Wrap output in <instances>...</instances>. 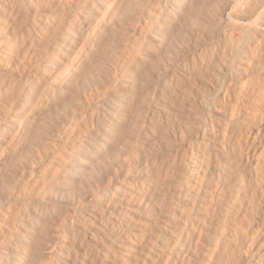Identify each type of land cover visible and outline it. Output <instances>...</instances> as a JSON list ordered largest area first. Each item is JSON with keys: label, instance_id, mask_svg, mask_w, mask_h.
<instances>
[{"label": "rangeland", "instance_id": "obj_1", "mask_svg": "<svg viewBox=\"0 0 264 264\" xmlns=\"http://www.w3.org/2000/svg\"><path fill=\"white\" fill-rule=\"evenodd\" d=\"M236 1L238 2L240 0H232L230 2V4L231 5L233 4L232 6H233L234 11L240 12L241 18L238 21H236V20L233 21V20H230L228 18H222L221 19L220 18L221 16L218 18L219 11L223 7V2L219 3V4H221V6L218 5V8H220V10H218V9L215 10L216 8L215 9L213 8V11H211L212 9L208 8L207 6H208V4L209 5L213 4L212 3L213 0H201L200 2L201 3L205 2L206 8H208L210 10L207 11L205 6H203L204 7L203 9H205L206 11L204 10L203 14L200 16H198V15L192 16L193 18H190L192 22L190 21V19L186 21V23L188 25L186 23L179 24L180 21L177 22V19L170 20L169 18H166V17L163 18L161 15V18L163 19V20L161 19V21L162 22L164 21V22H163V24L158 23L156 25L155 30L153 29L154 32L148 33V35L146 32L141 33L142 35L139 34V39H138V37L132 38L131 43H133V44H131V48H132L131 50L133 52H135V54L136 53L140 54L141 52L143 53L145 50L147 52L149 51L148 54H155V53L159 54L160 53V55H161L162 53H164L166 56H168V58H166V60L171 58V56L172 57L174 56V58L178 57L176 59L173 58V61L170 60L171 63L168 62L169 60L164 61V63H165L164 65H167L166 63H168L169 67L165 66L166 67L165 68L166 73H164V76L161 78V80L158 83L159 87L162 85L160 87V90L157 87L159 94H161V93L163 94V95L161 94L162 97L159 98V99H161L160 102L162 103V100H163L164 101L163 104H166V103H168V104H166V105L162 104V106L160 104V107H159L158 106L159 105L158 103H160L159 99H157L158 103L156 102V99H155L158 96L153 97L152 101H154L157 106L154 105V102H151L152 103L151 108L149 110V114L147 117V124H149V125L148 126L146 125L145 126L146 128H144L145 130L143 129L141 131V133L139 135L140 138H138V141H140L141 143L140 142L138 143V141H137L136 146H135V150H137V152L134 150L132 157H131L133 159L129 160V162L131 161V163L134 162L133 160H135L136 161V162H134L135 165L130 164L128 162L126 164V166L132 165L133 167L129 166L132 170L129 167H126L124 169V173L125 172L127 173V171L130 172L131 174L133 173L131 176H134V178L137 177V176H135L137 174V171H138V174L142 173V176L144 174H146L144 176H146L148 178V180L151 178L150 175L152 176V178L149 180V182L151 183V184L149 183L150 184L149 186L151 188L150 187L148 188L150 193L148 192L149 195H147V197L149 196V198L146 199V201H145V202H150L151 206L148 207V211L145 212V216H146V218L154 219L156 221V223L159 225H161L160 223L163 222L164 213L166 211V209L164 207L168 206L167 202H170L168 200H172L174 198V196L177 193V190L179 188L178 185H180L181 180L178 177L182 176L181 174H183V172L185 171L184 168H187L186 167L187 162L189 161L190 157H192L191 155L193 154V149H192V147L194 146V144L192 143L193 137L190 135L191 132L188 131L189 129H187L188 124L187 125L181 124L183 126H180L179 128H177L176 122H175L177 120L176 118H178V115L182 111H184V110H182L183 108L184 109L188 108V105L191 103V101H192V104H194L195 102L199 103L198 100H200V99L202 100V97L206 91L205 88L211 82L210 77L212 76V79H213L215 77V75L218 73V69H220V66H221L219 64L223 62L222 59L227 53V48H229V41H231L232 38H236V37L241 38L243 36V39L240 43L242 45L241 48L243 47L241 50H243V51H240V54L235 59L233 65L231 67V72H230L231 74L229 75V78H232V75H233V77H235V79H237L239 76L241 78L248 76L249 74H251L253 71L256 70V68H254L255 66L258 67L264 61L263 60L264 57L262 58V56H264V18H263L264 17V3L262 4V7L259 10H255V8H252L255 5V3L260 2V1L264 2V1L259 0V1L254 3L253 1H255V0H246V1L241 0V2H239V4ZM120 2H122V6L125 5V0H11V1L0 0V82L2 81V78L4 75L9 76V78H11L13 80V83L15 82L14 83L15 85L12 83L13 87L11 86V84L9 85V87L7 86L8 87L7 89L9 92V96H8L9 98L8 97L7 98H5V97L0 98V173H1L0 174V199H1V201H0V205H1L0 215L1 216L4 215V212H6V210H7V213L10 216V217L8 216V219L10 220L9 224L7 225V231L8 232L7 231L1 232V230H0V242H1L0 243V261H1L0 264H2V263L8 264L9 260H11L15 257V252H14L15 249L18 248V246L20 244H21V246L24 244V241H23L24 240V238H23L24 234L22 231H24L23 229H26V227H27V229H26L27 231L30 230L29 235L31 236V238L29 237L28 240H26V239L25 240L30 244L29 245L30 248H32V247L37 248L38 247V249H41L40 251L42 253V254L41 253L39 254L41 256L37 257L38 261H36L35 264H44V262L46 260V256L50 255L49 254L50 252L51 253L53 252V254L50 255L51 257L53 255H55V257H56L55 258L53 256L54 258H52L53 264H64V263L65 264H80L81 262H82L81 264H87L86 262L83 261L85 259V255L83 252L84 249H83V243L81 242V238L73 235L74 229L71 226L68 227L69 225H67V226H65L66 228L64 227V230H67L68 232L66 231L65 232L66 234H64V237L61 238L62 241L65 240L62 243L61 240H59L60 239V228L58 225H57L58 227L56 226L58 221L56 220L57 223H55V225L51 224L50 229L53 227L52 228L53 231L51 229V232H48V235L50 236V234H51L52 237L48 236L50 238V239L48 238V240L52 244L49 241L48 242H49V245L51 244L54 247V246L59 244V242H58V240H59L61 243L57 246L58 252L56 251L55 247L52 249L51 248L52 246L48 245L50 247V249H49V247L46 246V244H48V242L44 238L45 233L41 232L42 230H40L41 234L38 233L40 226H41L40 220H39L37 226L32 224V228H30V229H28V228H29L32 220L38 219L40 205H45L50 209V212L52 211L51 212V219L49 222H52V220H54L55 217H56V219H58V217L60 216L59 213H61L60 212L61 211L60 210L61 204L59 203V200H60L59 195L65 188L70 187V184L74 185L73 178L75 177L76 164L80 160L83 162H86L87 158L89 157L88 153H90V151H89L90 150V140H88L89 136L86 137V135H88V133H89L88 130H90V128H91V123H89L91 121L89 119H91V118L89 116L90 115V108L88 105V100L86 98L87 93H86V91L85 92L80 91V93L77 91L80 94V96H79V94L77 95V94H73V93L76 92L75 91L76 87L81 86V81H80L81 78L80 77L83 76V71H85L84 69L91 67V66H94L97 62H99L101 60V57H102L101 55H103L102 53H104L105 50L109 47L108 44L111 43L110 39L112 36V31H114V30H112L113 28H109L110 26L106 25V21L108 20L109 15L112 13V11L115 10L116 6H118V4L120 6ZM245 2L248 5L244 4ZM11 3H13V4H11ZM159 6L163 9L162 4H160ZM242 8H245V9L241 10ZM207 12H208V15H207ZM247 12H248L249 16L247 15ZM161 13L163 14V12H161ZM209 13L212 15V17L209 16L210 15ZM203 15H204V17H203ZM253 16H255V17H253ZM194 17H196L198 19V21L196 19H194ZM201 17H202V20H201ZM205 17H207V18H205ZM213 17H215L216 19ZM182 18L183 17H181V19ZM210 18L213 20H211ZM219 22H221V23H219ZM177 23H178V25H180V28L177 25ZM185 24H186V26H185ZM220 24H222V25H220ZM182 25H183V28H182ZM239 25H244L245 27L249 26L248 28L250 29V31L247 34V36H244V34H245L243 32L244 28L242 26L239 27ZM167 26H169V27L167 28ZM194 27L195 28L198 27V28L195 29ZM231 27H232V30H231ZM235 27H237V28H235ZM166 29H168V30H166ZM110 30H112V31L110 32ZM163 31L168 32L169 33L168 35L172 37L171 38L172 42L170 40L168 42L169 45L167 43L162 44L163 40L160 37H162ZM180 32H181V34H180ZM219 32H221V33H219ZM177 33H179V34H177ZM191 33L194 37L191 35ZM208 33H210V34H208ZM172 34L175 36H173ZM188 34H190L191 37L188 36ZM210 35H212V36H210ZM120 36L123 38L122 34ZM121 37H119V42L121 41L120 43L123 42ZM174 38L177 40L178 43H176V40ZM193 38H196V40ZM210 38H211V40H209ZM227 38L228 39L231 38V39L228 40ZM142 39H145L146 41L150 40V42H148L149 47H150L149 49L146 46H144V43L142 44V42H141ZM226 41L228 42V45H227ZM173 42H175L177 45L175 43L172 44ZM194 42H196V43H194ZM178 45L181 48H179ZM252 45H254V46H252ZM259 47H261V49ZM139 48H141V49H139ZM158 48H159V50L157 51ZM137 49H139L138 52H136ZM164 50H166V51H164ZM260 50L261 51L263 50V51L261 52ZM184 51L186 52V54L183 53ZM170 52H171V54H170ZM172 52H174V54ZM175 54H176V57H175ZM177 55H179V56H177ZM221 56H223V57L221 58ZM179 57H182V58H179ZM250 58H251V60H250ZM259 60H260V62H261V60H263V61L259 64ZM256 63H258L259 65L257 66ZM206 66H208V67H206ZM214 67H216V68H214ZM208 68H210V69H208ZM212 68H214V69H212ZM75 69L77 70L76 74H78L76 76H77V78L79 76V78L77 79L76 77H74L71 84L74 83V79H75L76 83L77 84L79 83L78 86H76V83H74L73 85H71L69 83V85H71L72 87L69 85H67V86H69L72 89L74 88V91L72 90L73 93L71 92V90H68L67 88H66L67 89L66 91L61 90L59 95L56 93L55 96L56 95L57 96L53 97V104L51 103L52 105H50V107H51L50 109L53 111V113H52V111L49 110L50 115H53V116H51L53 118L56 114H58V116H60V113L62 111H65V109H69V110L72 109L73 112L71 111L72 112L71 113L68 110L64 112V114L67 112V114H65V121L61 125L57 124L55 127L56 129L53 127L54 128L53 129L54 131L52 130L53 136L48 135L47 138L44 137L46 140L43 139L42 141H44V142L41 141L42 144H40V145L38 144V142H39L38 140H36V142L37 141L38 142L35 143V139H33V137H32L33 134L30 137L32 139H29V137H27L31 133L30 132V130L32 129V127L30 126L31 124L30 123H27V124L19 123L20 122L19 118H20L21 114H25L27 116L31 115L32 111H35L37 109V107L39 108L43 101L48 100V98H50V95L52 94V92L54 90H56L55 88H57V86L61 82H63L67 77H69L70 74L72 73V71ZM232 69H234V70H232ZM251 69H253V71ZM248 71L250 72L249 74H248ZM205 72L208 75H205ZM80 73H82V76L79 75ZM186 73H188V74H186ZM208 77L210 79H208ZM25 80H26V82H25ZM192 80H194V81H192ZM175 81H177V82H175ZM205 82L206 83L209 82V84L206 85ZM227 83H229V82H227ZM6 84H7V82L6 83L4 82V85H6ZM226 85L227 86H225V87H227V88L224 87L225 89H223L222 94H220L218 96V99L216 98V100H215L216 102H214V104L212 105L213 110H212V114L210 115L212 118L211 119L212 123H211V121L209 122L208 135H210L211 139L210 138L209 139H210L211 143L214 145V149L217 151L218 157L215 158L216 160H214V164L216 165V168L217 167L218 168H217L216 172L213 173L214 176H212L209 179V181L207 180V182L210 185L207 184L208 186L205 190V194H207V195L204 194V198H203L206 205L203 206V208H202L203 210L201 209V211H200V213H202V215L200 214L201 217L199 216V218H197V222L199 224H197V222L194 223V225H192V227H190L189 230L186 232V234H185L186 236H184V238L186 240L183 239V243H182L185 245H182V248H181L182 251H181V253L180 252L178 253L180 257L178 256L179 258H176V260H175V258H173L174 260L173 259L169 260L167 262V264H193V263L196 264V260L198 259L196 257H198V255H199V257H201V255H203L204 246H202V245H206L205 243H207L204 241H208L207 239L211 238V235H212L211 232H212L213 228L215 227L214 224L216 222V216H217L216 215V209H217L216 204L219 202V200L221 201L224 198V195L226 194V191L228 189L226 187H227V184L230 182L229 181L230 173L228 172V171H230L229 170L230 165H228L229 164L228 162L226 163L225 158L227 156L221 152L222 150L220 149V146H219L220 145L219 144L220 143V138H219L220 136L218 134V132L220 133V125L222 124L224 117H226L225 113L227 112L230 104H232V97H231L232 94L231 93L233 91V85H232V83H229ZM191 86H192V88H191ZM204 86H205V88H203ZM76 90H78V88H76ZM171 90H172V92H171ZM179 90H181V91H179ZM258 90L259 89H256L253 92V95L252 94L250 95V96H252L250 99H249L250 96L246 97V99H248L247 100L248 102H245L246 101V99H245V101L242 103V107H243L242 109H244V110H243V112L241 111L242 112L241 114L239 113L241 115V117L239 114H238L237 118L235 117L236 119L234 121L238 122V123H235L231 143L236 141V145H237V140H238V135H239L240 129L243 130V127L246 126V123L250 124V123H248L250 120V119H248L249 117L246 116L243 118V116L248 115V114H249V116H251L252 112L255 111L256 108L259 109V107H261V104H262L261 101H263L264 96L261 95V97L259 98V93L262 90H260V91H258ZM202 91H204V93H201ZM70 92L72 93V95ZM164 92L166 94H164ZM184 92H185V94H184ZM263 92H264V89H263ZM263 92H261V93H263ZM198 93H200V94H198ZM254 94L256 95V97ZM73 95H75V96L77 95L76 96L77 98L74 97V99H72ZM176 95H178V96H176ZM195 95H198V96H195ZM200 95L202 97L200 99H198L200 97ZM179 97L181 99H179ZM220 97L223 99H221ZM256 98H258L261 101H259ZM9 99L10 100L14 99L15 101L14 100L10 101ZM187 99H188V101H187ZM189 100H191V101H189ZM194 100H195V102H194ZM62 101H63V103H61ZM77 101L80 104H78ZM9 102L12 103L11 104L12 106H10V104H8ZM182 102H183V104H181ZM186 102H188V103H186ZM258 102L260 105L257 104ZM55 103H57V104H55ZM60 103L62 106L60 105ZM65 103H67V104H65ZM76 104L78 106L79 105L80 106L78 107ZM169 104H170V106H169ZM65 105H67V106H65ZM257 105H258V107H257ZM23 106L25 107V109L21 110V108ZM245 106H247V107H245ZM68 107H70V108H68ZM77 107H78V110H77ZM79 108H82V110ZM152 108H153V110H152ZM155 108H158V109L155 110ZM174 108H175V110H174ZM58 109H60V110H58ZM176 109H178V110L180 109L182 111L177 112L178 110H176ZM216 109H218L220 111H218ZM225 109H226V112H225ZM19 110H21V111H19ZM77 111H81L80 115L78 116V119H74V120L71 119V117H72L71 114H73L74 112H77ZM151 111H153V112H151ZM155 113L158 116V118H156L157 116L155 115ZM222 113L224 114V117L222 116L223 115ZM190 114L192 116L189 114L188 115L191 117L194 116L193 115L194 113H190ZM150 115L152 117H150ZM58 116H55V117L58 118ZM66 116H69V117L66 118ZM172 116H174V118ZM169 117H171V118H169ZM53 118H51L52 121L56 119V118L55 119H53ZM149 118H151V119L153 118V119L150 120ZM167 118H168L169 122H171L170 124H169ZM250 118H252V117H250ZM154 119L157 122H155ZM221 119H222V121H221ZM239 120H241L242 122ZM151 121H152V123H151ZM164 121L166 123H164ZM243 122H244V126H243ZM150 124H151V126H150ZM171 125H172V128H171ZM167 126L169 127V129H167ZM158 128H160V130ZM63 129L65 132L63 131ZM164 129H165V131H164ZM172 130H173V132H172ZM66 131H67V133H66ZM162 131H163V133H162ZM174 131L176 133H174ZM26 132H28V133H26ZM187 133L190 136H188ZM78 134L81 138H79L80 139L79 142L77 144H75V146H74L73 145L74 142L78 140V138H77ZM82 134H83V136H82ZM159 134L160 135L162 134V135L160 136ZM172 135H174V136H172ZM178 135H180V136H178ZM184 135H187V136H184ZM25 136L27 138H25ZM165 136L168 138H166ZM75 137L77 139H75ZM249 137H250V135L248 136V138L246 137V139L248 140ZM66 138H67V140H66ZM184 138L186 141L183 140ZM180 139H182L183 141H180ZM33 140H34V142H33ZM247 140H245V141L243 140L244 142L241 143V147H244V148H242L243 153H244L243 156L247 155V150H246L247 147L245 145L247 143ZM168 141L170 144L168 143V145H167L166 143ZM163 142H165L164 145H163ZM187 142L190 144H188ZM40 146H41V148H40ZM169 147H171V149ZM86 151H87V153H86ZM181 152H182V154H181ZM133 155H134V157H133ZM141 155H143L142 156L143 158L141 157ZM75 160L77 162H75ZM181 160L183 161V163ZM217 162H218V164H216ZM225 163H226V165H225ZM167 164H168V166H167ZM157 170H158V172H157ZM169 170H171V171H169ZM134 172H135V174H134ZM148 175H149V177H148ZM142 176L139 177V175H138V178H141ZM166 177L168 178L167 181H166ZM248 177H250V176H248ZM151 180H152V182H151ZM13 181H15V183ZM221 183H222V185H221ZM130 184H131V182H130ZM212 185H213V187H212ZM61 186H63V187L61 188ZM168 187L169 188L171 187L172 190L170 189V190L166 191L167 189H169ZM159 188L162 190H160ZM174 188H177V189H174ZM171 192H172V194H171ZM7 193H9V194L7 195ZM25 193H27V194H25ZM86 194H87V192L83 191L82 197L79 198L80 201H78V196L76 197L74 195H71V198H69L68 202L66 203V207L69 206V208L67 207V209H66V207H65V210H67L66 213L68 216L71 217L73 215V217H83V216L89 214L88 211H90L92 209L93 202H92L91 197L88 194H87L88 195L87 196ZM150 194H151V196H150ZM168 195L171 197H168ZM86 197L88 198V200L89 199L90 200L89 201L86 200L87 199ZM152 197L154 200L152 199ZM73 198H74V201H71V200H73ZM82 198L83 199L86 198L84 201L87 202L88 205H86V203H84V201H82L84 204L81 202V200H83ZM168 198H171V199H168ZM205 199H206V201H205ZM5 200H7V201H5ZM57 200H58V202H57ZM166 200H167V202H166ZM76 201L81 202L82 204H80ZM8 202H9V204H6ZM45 202H46V204H44ZM3 204H5V206ZM77 204H80V206H78ZM82 205H85V208ZM156 206H161L162 210L158 211V209H156V211H155L154 207L157 208ZM57 209H58V211H57ZM73 211L75 213L76 212L77 213L75 214ZM161 211H163V212H161ZM210 213H212V214L210 215ZM205 214H207V215H205ZM213 214H215V215H213ZM1 216H0V218H1ZM155 216H157V218ZM239 217L241 218V216H238V218L236 220V221H238L237 225L242 223L241 222L242 219H240ZM54 221H53V223H54ZM55 226L57 229H55ZM252 226H253V228H255L256 221H254ZM35 228H38V229H35ZM253 228L250 226L248 231H252ZM50 229H49V231H50ZM210 229H211V231H210ZM206 230H207V233H206ZM192 233H193V235H192ZM55 234L57 235L56 238L58 237L57 239L55 238ZM189 234L192 237H190ZM262 234H263V232H260V233L258 232V238L259 239L262 236ZM20 237H22V240H20L21 239ZM51 238H54V239H51ZM37 239H39V240H37ZM55 240H57V243L55 242ZM195 240H197V241H195ZM17 241H19V244ZM10 242H12V243H10ZM44 244H45V246H44ZM228 244H229V248H230V246H231L230 243H228V242L224 243L225 252H227V250H229ZM232 244H233L232 246H235L234 251L236 250V254H237V255H235V257L237 256L235 264H246V261L252 255L257 254L260 250V248L257 247L260 244V240L255 243V246L257 248L255 247V250L252 249L249 253L245 252V251L243 252L242 249H239L240 248L239 246L242 247L241 242L238 243V245H239L238 248L236 245L237 243L235 241H233ZM79 246L81 249L79 248ZM39 247H41V248H39ZM46 247H48L47 249L49 252L46 251L47 250V249H45ZM58 248H60L61 250ZM6 249H7V251H5ZM43 249H45L44 252L45 253L47 252V254H44L42 252ZM183 249H186V250H183ZM256 249H257V251H256ZM54 251H55V254H54ZM108 251H109V253L111 252V254H114L116 252V248L111 247L108 249ZM185 252H187V253L185 254ZM253 252H254V254H252ZM244 253H246V254L244 255ZM192 254H194V255H192ZM224 254L227 255V253H224ZM2 258L6 261L2 260ZM225 258L226 257H223V255H222L221 262L219 264H224V262L227 264ZM63 259H64V261H63ZM42 261H43V263H42Z\"/></svg>", "mask_w": 264, "mask_h": 264}, {"label": "bare ground", "instance_id": "obj_2", "mask_svg": "<svg viewBox=\"0 0 264 264\" xmlns=\"http://www.w3.org/2000/svg\"><path fill=\"white\" fill-rule=\"evenodd\" d=\"M7 1H11V0H7ZM200 1L201 0H125L124 6H122V2H120V6H119V4H118V6H116L115 10L112 11V13L109 15L108 20L106 21V25L110 26L109 28H113L112 30H114V31L110 30V32L112 31V36H111V39L109 38L111 40L110 41L111 43L108 44L109 47L105 50L104 53H102L103 55H101L102 57H101V60L99 62H97L95 65L93 64L94 66H91V67L84 69L85 71L82 70L83 76H82V73L79 74L82 76V77H80L81 78V80H80L81 86L80 87L78 86L79 83L77 84L75 79H74V83H76V86H78V87H76L74 85L76 88H78V90H76V88H75V91L76 92L78 91L79 93H80V91H83V92L86 91V93H87L86 98L88 100V105L90 108V115L89 116L91 119H89V120H91V121L89 123H91V128L89 127L90 128V130H88L89 133H88V135H86V137L89 136L88 140H90V150H89L90 153H88L89 157L87 158V160L85 159L86 162H83L80 160L76 164L75 177L73 178L74 185L70 184V187H67L65 189L63 188L64 190L60 193V195L58 194L60 196L59 197L60 200L58 198L57 199L59 200V203L61 204V209H60L61 213H59L60 216L58 217V219H56V217L54 218V220L55 221L57 220L58 223H57V221L55 222L54 220H52V222H49L51 219V212L52 211L50 212V209L47 206L40 205L38 219L32 220L28 229L32 228V224L37 226L38 222L40 220L41 226H40L38 233H40V230H42L41 232L45 233L44 238L48 242L49 241L48 238L50 236L52 237L51 234H50V236L48 235V232H51V229L53 228L52 227L50 229L51 224L55 225V223H57L56 226L58 225L60 228V239L59 240H61V242L63 243L65 240L62 241L61 238L64 237V234H66L65 232L67 231V230H64V227L67 225H69L68 227L71 226L74 229L73 235L81 238V242L83 243V249H84L83 252L85 255V259L84 260L82 259V260L84 262H86L87 264H167V262L169 260H171L173 258H175V260H176V258L180 257L178 253L179 252L181 253L182 245H185V244H182L183 239H185L184 236H186L185 234L189 230V228L192 227V225H194V223L197 222V218H199V216L201 217L202 213H200V211L203 208V206L206 205L203 198H204V194H205V190H206L207 186L210 185L207 182V180L209 181V179L212 176H214L213 173L216 172V170L218 168V167L216 168V165L214 164V160H216L215 158L218 157V155H217V151L214 149V145L210 141L211 138H210V135H208V128H209V122L212 119L210 116L212 114V110H213L212 105L214 104V102H216L215 101L216 98L218 99V96L220 94H222L223 89L227 88V87H225V86H227L226 84H229V83H232V85H233V91L231 93L232 94V96H231L232 97V104H230L229 108L227 107L228 108L227 112H226L227 108L225 109L226 113L225 112L224 113L226 114L225 115L226 117H224V114L222 113L224 120H223L222 124L220 125V133L218 132V134L220 136L219 137L220 138V143H219L220 145L219 146H220V149L222 150L221 152L227 156L225 158V160H226V163L228 162L229 163L228 165H230V167H229L230 169L228 168L230 170V171H228L230 173V177L228 176L230 182L227 184L226 188H228V189L226 191V194L224 195V198L221 201L219 200V202L216 204V207H217L216 215L217 216H216V222L214 224L215 227L213 226L214 228L211 232L212 233L211 238L207 239L208 241H204L207 243H205L206 245H202V246H204L203 255H201V257H199V255H198V257H196V258H198L196 260V264H219L221 262L222 255H223V257H226L225 260H226L227 264H235V261L237 259L236 258L237 256L235 257V255H237V254H236V250L234 251L235 246H232L233 241H235L237 243L236 244L237 248L239 246L238 243L241 242L242 247L239 246L240 247L239 249H242L243 252L245 251V252L249 253L252 249L255 250V247H256L255 243L259 240H260V244H261V245L259 244V246H257L260 248L259 252L257 253L256 252L257 249H256L255 252L257 254L252 255L246 261V264H264V99H263V101H261L258 98H256L259 101H261V103H262L261 107H259V109L256 108V110L253 112L251 111L252 112L251 116H249V114L243 116V118L246 116L249 117L248 119H250V120L248 123H250V124L246 123V126L243 127L244 122H245L244 121L243 126H242L243 130L240 129V131H239L237 145H236V141L231 143L235 123H238V122H235L234 120L238 117V114L239 113L241 114L244 110V109H242L243 108L242 103L245 101L246 97H249L251 94L253 95V92L256 89H259L258 91L262 90V91H260V93L263 92V89H264V61H263L264 59L261 60V62L263 61L262 64H260L261 63L260 60H259L260 65L258 63H256L257 66L258 65L259 66L254 67V68H256L255 71H253V69H251L253 71L251 74H249L250 72L248 71V74H249V75L247 74L248 76H245L243 78H241L239 76L241 79L239 77L237 79H235V77H233V75H232L233 79L229 78V75L231 74L230 73L231 67H232L235 59L240 54V51H243V50H241L243 47L241 48L242 45L240 44L242 39H243V36L241 38L240 37H238V38L236 37V38H232V39L229 38V39H231V41H229V48H227V53L224 56L225 58L223 56H221V58L223 57V59H222L223 62L219 64L221 66H220V69H218V73L215 75V77L213 79H212V76L210 77L211 79L208 77V79H210L211 82H210V84H209V82L208 83L205 82L206 85L207 84H209V85H207L206 88H205V86L203 87V88H205L206 91H205V93H204V91H202L201 93H204L203 97L200 95V97L198 98V99H200L202 97V100L197 99L199 101V103H196L194 100V102H195L194 104H192V101L189 100V101H191V103L189 104L190 106L188 105V108H186V109L183 108L182 110H184V111H182L180 109L179 110L176 109V110H178L177 112L182 111L178 115V118H176L177 120L175 121L177 128H179L180 126H183L181 124H184V125L188 124L187 129H189L188 131L191 132L190 135L193 137V142H192L194 144V146L192 147L193 154L191 155L192 157H190L189 161L187 162V166H186L187 168H184L185 171L183 170L184 172H183V174H181L182 176L178 177V178H180L181 182L179 181L180 185H178L179 188L177 187L178 188L177 193L175 194V196L172 200H168L170 202H167V200H166L168 206L164 207L166 209V211L164 213V217L162 216L163 222L160 223L161 225L157 224L154 219L146 218V216H145V212H147L148 207L151 206L150 202H145V201H146V199L149 198V196L147 197V195H149L148 194V192H149L148 188L150 187L149 185L151 184L149 182V180L152 178V176L150 175L151 178L148 180V178L146 176H144L146 174L143 173L144 175L142 176V173L138 174V171H137V174L135 175V176H137L136 178H134V176H131L133 173L131 174L128 171H127V173L126 172L124 173V169L126 167L130 166V165L126 166V164L129 162L130 159H133L131 157H132V154L135 150V146H136V143L138 141V138H140L139 135H140L141 131L144 128H146L145 127L146 125L147 126L149 125V124H147V117L149 114V110L151 108V104H152L151 102H154V101H152L153 97L158 96L157 98H155L156 102H157V99L162 97L161 96L162 93L159 94L157 87L160 90V87L162 85L159 87L158 83L161 80V78L164 76V73H166L165 72V70H166L165 66L169 65L168 63H166L167 65H164L165 64L164 61L166 60V58H168V56H166L164 53H162L163 55L162 54L160 55V53L159 54L158 53L148 54L149 51L147 52L143 49L145 53L141 52L140 54L139 53L135 54V52H133L131 50L132 49L131 44H133V43H131L132 38L138 37V39H139V34H141V33L146 32L148 35V33L154 32L156 25L158 23L163 24V22H164V21L163 22L161 21V19H162L161 15L163 18L166 17V18H169L170 20L177 19V22L180 21L179 24L186 23V21L189 20L190 18H193L192 16H194V15L195 16L196 15H198V16L202 15L204 10H205V9H203L204 8L203 6H205L206 3L204 2L205 3L204 4V3H201ZM231 1L232 0H213V2H212L213 4H210V5L208 4L207 7L211 8L212 9L211 11H213V8L214 9L216 8L215 10H217V9L220 10V8H218V5L221 6V4H219V3L223 2V7L219 11L218 18L221 16L220 17L221 19L222 18H228V19L233 20V21H235V20L238 21L241 18L240 12L234 11L233 6H232L233 4L232 5L230 4ZM244 1H246V0H244ZM257 1H259V0H255L253 2L255 3ZM262 1H264V0H262ZM239 2H241V0L238 1L237 3L239 4ZM13 3H11V4H13ZM263 3L264 2H261V1L255 3V5L252 3L254 5L252 8H255V10H259L262 7ZM160 4L163 5V9L159 6ZM244 4H246V2ZM246 5H248V4H246ZM205 8H206V6H205ZM208 8H206L207 11L210 10ZM243 9H245V8H242L241 10H243ZM161 12H163V14ZM248 12H247V15H248ZM204 15H203V17H204ZM207 15H208V12H207ZM209 16L212 17L211 14ZM181 17H183V18L181 19ZM253 17H255V16H253ZM205 18H207V17H205ZM213 18H215V17H213ZM194 19H196L198 21V19L196 17H194ZM201 20H202V17H201ZM211 20H213V19H211ZM190 21H191V19H190ZM219 23H221V22H219ZM186 24H185V26H186ZM177 25H178V23H177ZM220 25H222V24H220ZM178 26L180 28V25H178ZM240 26H242L244 28V31L242 30L245 33L244 36H247V34L250 31V29L248 28L249 26L245 27L244 25H239V27ZM168 27L169 26H167V28ZM182 28H183V25H182ZM196 28H198V27H196ZM235 28H237V27H235ZM166 30H168V29H166ZM231 30H232V27H231ZM165 32L166 31H163L162 37H160L163 40L162 44L163 43L168 44L169 40L171 41V38H172L171 36L168 35L169 34L168 32H166V33ZM219 33H221V32H219ZM121 34L123 35V38L120 36ZM177 34H179V33H177ZM180 34H181V32H180ZM208 34H210V33H208ZM191 35H192V33H191ZM173 36H175V35H173ZM188 36H190V34H188ZM210 36H212V35H210ZM119 37H121V39L123 40L122 43H120L121 41L119 42ZM211 38L209 40H211ZM193 39L196 40V38H193ZM141 42H142V44L144 43V46H146L148 49L150 48L149 44H148V42H150V40L146 41L145 39H142ZM174 43L175 42H173L172 44H174ZM176 43H178L177 40H176ZM194 43H196V42H194ZM227 45H228V42H227ZM252 46H254V45H252ZM178 47H179V45H178ZM179 48H181V47H179ZM259 48L261 49V47H259ZM139 49H141V48H139ZM139 49H137L136 52H138ZM158 50H159V48L157 49V51ZM164 51H166V50H164ZM185 51L183 53L186 54ZM172 53L174 54V52H172ZM170 54H171V52H170ZM177 56H179V55H177ZM175 57H176V54H175ZM263 57L264 56H262V58ZM173 58H174V56L173 57L171 56V58L168 59L169 61L168 60H166V61L171 63L170 60L173 61ZM176 58H178V57H176ZM176 58H174V59H176ZM179 58H182V57H179ZM250 60H251V58H250ZM206 67H208V66H206ZM214 68H216V67H214ZM214 68H212V69H214ZM208 69H210V68H208ZM232 70H234V69H232ZM76 71H77L76 69L73 70L72 73L70 74V76L67 77L63 82H61L57 86V88H55L56 90H54L52 92V94L50 95V98H48L49 96L47 97L48 100H46V101L42 100L43 102L40 105V107L39 108L37 107V109L35 111H32L31 115L28 114L29 116H27L25 114H21V116L19 118L20 119L19 123H22V124L30 123L31 124L30 126L32 127V129H31L32 131L30 130L31 133L29 134V136H27V135L26 136L29 137V139H32L30 137L33 134L32 137H33V139H35V143H37L39 141L38 144L39 145L42 144V142H44V141H42L43 139L47 138L48 135H52V132L54 131L53 129L56 127L57 124L61 125L62 123H64L65 114H67V112L65 114H64V112L67 110L70 112L72 111V109L71 110L65 109V111L61 110L62 111L61 113L58 111L60 113V116H58V114H56L55 116H58V118H56L55 116L53 118V117H51L53 115H50V111H52L50 109L51 108L50 105L53 104V97L55 96V94L57 93L59 95L61 90L66 91L68 89V90H71V92H72V90L74 91V88L72 89L69 86L74 84V83L71 84L73 78L74 77L77 78L76 75H78V74H76ZM186 74H188V73H186ZM205 75H208V74H206V72H205ZM78 78H79V76H78ZM194 80H192V81H194ZM4 82L5 83L7 82V84L4 85ZM25 82H26V80H25ZM175 82H177V81H175ZM227 82H229V83H227ZM12 83H13V80L11 78H9V76H6V75L3 76L2 81L0 82V98H2V97L7 98L9 96V92H8L7 88L9 87L10 84L12 86ZM69 83L71 85H69ZM67 85H69V86H67ZM191 88H192V86H191ZM179 91H181V90H179ZM76 92L75 93L72 92V93L78 95L79 93L78 92L76 93ZM171 92H172V90H171ZM72 93H71V95H72ZM260 93H259V98L261 97V95L264 96V94H263L264 92L261 94ZM164 94H166V93L164 92ZM184 94H185V92H184ZM198 94H200V93H198ZM76 96L73 95L72 99H74V97H76ZM79 96H80V94H79ZM176 96H178V95H176ZM195 96H198V95H195ZM251 97L252 96H250L249 99ZM255 97H256V95H255ZM179 99H181V98L179 97ZM221 99H223V98H221ZM13 100L14 99H11L10 101H13ZM160 100L161 99H159V102H160ZM247 100L248 99H246L245 102H248ZM187 101H188V99H187ZM163 102H164L163 100H162V103L157 102L159 104L158 106L160 107V104L162 106ZM61 103H63V101ZM61 103H60V105H61ZM186 103H188V102H186ZM8 104H10V106H12L11 105L12 103L9 102ZM55 104H57V103H55ZM65 104H67V103H65ZM78 104H80V103L78 102ZM166 104H168V103H166ZM166 104H163V105H166ZM181 104H183V102ZM257 104H259V102ZM154 105H156L155 102H154ZM65 106H67V105H65ZM169 106H170V104H169ZM78 107H77V110H78ZM245 107H247V106H245ZM257 107H258V105H257ZM68 108H70V107H68ZM158 108H155V110ZM24 109H25V107L23 106L21 108V110H24ZM79 109L82 110V108H79ZM21 110H19V111H21ZM58 110H60V109H58ZM152 110H153V108H152ZM174 110H175V108H174ZM216 110H218V109H216ZM218 111H220V110H218ZM80 112L81 111H77V112H74L73 114H71L72 115L71 119H73V120L78 119ZM151 112H153V111H151ZM52 113H53V111H52ZM190 113H194L193 114L194 116L191 117L192 115ZM188 114L191 116H189ZM155 115H156V113H155ZM67 117H69V116H66V118ZM150 117H152V116L150 115ZM172 117L174 118V116H172ZM240 117H241V115H240ZM250 117H252V118H250ZM51 118H53V119L56 118V119L52 121ZM156 118H158V116ZM169 118H171V117H169ZM149 119L152 120L153 118L152 119L149 118ZM156 120H155V122H157ZM167 120H168V118H167ZM221 121H222V119H221ZM239 121H241V120H239ZM168 122H169V120H168ZM151 123H152V121H151ZM164 123H166V122L164 121ZM170 123L171 122H169V124ZM211 123H212V121H211ZM172 125H171V128H172ZM150 126H151V124H150ZM158 129L160 130V128H158ZM167 129H169L168 126H167ZM63 131H64V129H63ZM164 131H165V129H164ZM172 132H173V130H172ZM26 133H28V132H26ZM66 133H67V131H66ZM162 133H163V131H162ZM174 133H176V132L174 131ZM79 134L77 137L78 140L75 141L73 144L74 146H75V144H77L79 142V140H80L79 138H81L79 136ZM190 135L188 134V136H190ZM249 135H250V137L247 140L246 137L248 138ZM26 136H25V138H27ZM82 136H83V134H82ZM172 136H174V135H172ZM178 136H180V135H178ZM184 136H187V135H184ZM67 138H66V140H67ZM77 138L75 137V139H77ZM166 138H168V137H166ZM185 138L183 140H185ZM36 140H38V141L36 142ZM183 140L180 139V141H183ZM243 140L244 141L247 140V143L246 144L244 143L247 147V148L245 147L247 150V155L245 154L246 156H243L244 153H243L242 148H244V147H241V143L244 142ZM33 142H34V140H33ZM139 142L140 141H138V143ZM164 143L165 142H163V145H164ZM168 143H169V141L166 144L168 145ZM188 144H190V143H188ZM40 148H41V146H40ZM169 148L171 149V147H169ZM135 151L137 152V150H135ZM86 153H87V151H86ZM181 154H182V152H181ZM134 155H133V157H134ZM143 155H141V157ZM133 161L136 162L135 160H133ZM75 162H77V161L75 160ZM134 162L131 163V161H130L129 163L135 165ZM182 163H183V161H182ZM226 163H225V165H226ZM216 164H218V162ZM167 166H168V164H167ZM158 170H157V172H158ZM169 171H171V170H169ZM134 174H135V172H134ZM138 175H139V177L140 176H142V177L138 178ZM248 176H250V177H248ZM148 177H149V175H148ZM167 179L168 178L166 177V181H167ZM152 180H151V182H152ZM13 182L15 183V181H13ZM130 182H131V184H130ZM221 185H222V183H221ZM62 187L63 186H61V188ZM212 187H213V185H212ZM177 188H174V189H177ZM170 189H171V187L169 189H167L166 191H168ZM160 190H162V189H160ZM83 191L87 192V194L91 197L92 202H93L92 209L90 211L87 210L89 212V214H87L83 217H73L72 212H71L72 216L71 217L68 216L66 213L67 210H65L66 203L68 202L69 198H71V195H74L76 197L78 196V201H80L79 198L82 197ZM8 194L9 193H7V195ZM25 194H27V193H25ZM171 194H172V192H171ZM205 195H207V194H205ZM150 196H151V194H150ZM168 197H171V196L168 195ZM86 198H84V199L82 198L83 200H81V202L84 201ZM152 199H153V197H152ZM168 199H171V198H168ZM58 200H57V202H58ZM86 200H88V198ZM0 201H1V199H0ZM5 201H7V200H5ZM71 201H74V198ZM78 201H76V202H78ZM205 201H206V199H205ZM81 202H78V203L82 204L83 202L82 203ZM84 203H86V205H88L87 202L84 201ZM6 204H9V202ZM44 204H46V202ZM80 204H77V205L80 206ZM3 205L5 206V204H3ZM82 206H84V208H85V205H82ZM0 207H1V205H0ZM67 207L69 208V206H67ZM67 207H66V209H67ZM156 207L157 208L154 207L155 211H156V209H158V211L162 210L161 206H156ZM57 211H58V209H57ZM161 212H163V211H161ZM211 214L212 213H210V215ZM205 215H207V214H205ZM213 215H215V214H213ZM8 216L9 215L7 213V210H6V212H4V215H2L0 218V230H1V232L7 231V225L9 224V221H10L8 219ZM238 216H241V218L240 217L239 218L242 219V221H241L242 223L239 225H237L238 221H236ZM155 217L157 218V216H155ZM53 221H54V223H53ZM254 221H256L255 228H253V226H252ZM197 224H199V223L197 222ZM56 226H55V229H57ZM250 226L253 228L252 231H248ZM26 229H27V227H26ZM26 229H23L24 231H22L24 234L23 235L24 244L22 246L20 244L18 246V248L15 249V251H14L15 257L13 259L9 260L8 264H35V262L38 261L37 257L41 256V255H39L41 253V251H40L41 249H38V247L37 248L36 247L30 248V246H29L30 244L26 241L29 239V237L31 238V236L29 235L30 230L27 231ZM35 229H38V228H35ZM49 229H50V231H49ZM52 231H53V229H52ZM210 231H211V229H210ZM258 232L259 233L263 232L260 239L258 238ZM206 233H207V230H206ZM192 235H193V233H192ZM56 236L57 235L55 234V238H56ZM190 237H192V236L190 235ZM20 238H21L20 240H22V237H20ZM51 239H54V238H51ZM37 240H39V239H37ZM59 240H58V242L60 244L61 242ZM197 240H195V241H197ZM17 242L19 244V241H17ZM49 242H48V244H46V246L49 245ZM55 242L57 243V240H55ZM226 242L230 243V245H231L229 248V244H228L229 250H227V252H225V248H224V243H226ZM10 243H12V242H10ZM58 245L54 246L56 248V251H57ZM44 246H45V244H44ZM48 247H46L45 249H47ZM54 247L52 246L51 248L53 249ZM111 247L116 248V252L114 254H111V252L109 253V251H108V249ZM39 248H41V247H39ZM79 248H80V246H79ZM45 249H43L42 252L44 254H47V252H49V251L47 249L46 250L47 252L45 253L44 252ZM49 249H50V247H49ZM58 249H60V248H58ZM183 250H186V249H183ZM5 251H7V249ZM186 253L187 252H185V254ZM224 253H227V255ZM49 254L51 255V254H53V252L52 253L50 252ZM54 254H55V251H54ZM245 254L246 253H244V255ZM252 254H254V252ZM50 255L46 256V260H45L44 264H53L52 258H54L55 255H53L54 257L53 256L51 257ZM192 255H194V254H192ZM2 260H4V259L2 258ZM4 261H6V260H4ZM63 261H64V259H63ZM0 263H1V261H0ZM42 263H43V261H42ZM224 264H226V263L224 262Z\"/></svg>", "mask_w": 264, "mask_h": 264}]
</instances>
